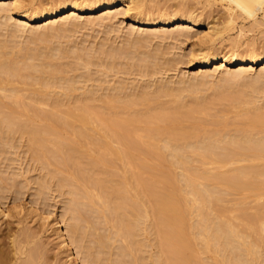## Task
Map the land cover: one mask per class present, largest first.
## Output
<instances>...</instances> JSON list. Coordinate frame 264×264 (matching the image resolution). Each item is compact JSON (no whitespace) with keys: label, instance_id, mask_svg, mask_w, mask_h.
<instances>
[{"label":"bare ground","instance_id":"6f19581e","mask_svg":"<svg viewBox=\"0 0 264 264\" xmlns=\"http://www.w3.org/2000/svg\"><path fill=\"white\" fill-rule=\"evenodd\" d=\"M29 1L0 0V264H45L38 230L50 226L70 264H264V201H257L255 212L243 205L247 194L258 200L264 196L263 105L253 95L239 101L242 106L253 104L240 110L245 122L235 126L238 122L233 121L231 127L225 114L233 106L231 99L243 94H225L220 87L211 96L198 94L202 85L215 83L208 71L191 75L189 82L181 78L177 85L153 79L156 86L150 80L137 85L136 78L128 77L161 74L176 64L166 54L171 50L159 42L191 37L212 8L199 12L184 3L177 10L163 9L156 2L154 10L148 0ZM258 8L259 17L257 11H244L254 18L251 27L263 29L264 3ZM95 11L103 13L87 18V24L110 25L114 31H120L114 18L134 11L129 32L143 25L148 27L146 36L127 34L131 37H124L122 44L107 38L99 46L73 41L69 32L79 29V17ZM227 19L232 23L236 16L229 13ZM35 20L46 22L53 37H64L66 43L59 39L54 44L47 32L49 36L39 33L38 39L27 40H35L31 44L17 39ZM201 35L209 43L191 51L202 55L201 69L238 66L221 76L223 85L264 61V48L237 51L239 36L232 38V54H221L216 41L223 35L217 26L211 24ZM153 36L161 40L156 46ZM63 57L70 59L72 70H83L70 74L67 61H60ZM104 75L112 76L109 83ZM199 75L208 76L200 80ZM256 82H264V67L242 84L264 95ZM167 94L169 101H161ZM223 99H230L226 111L212 112ZM25 142L32 161L46 168L37 181L31 176L35 182L30 180L31 168H23ZM29 189L45 204V214L18 200ZM55 190L65 195L60 218L50 208ZM233 192L242 194L236 195L237 202L232 198L244 207L237 205L240 214L227 206V195ZM31 220L41 226L33 227ZM153 228L158 244L150 241Z\"/></svg>","mask_w":264,"mask_h":264},{"label":"rangeland","instance_id":"374dc122","mask_svg":"<svg viewBox=\"0 0 264 264\" xmlns=\"http://www.w3.org/2000/svg\"><path fill=\"white\" fill-rule=\"evenodd\" d=\"M8 2H9V0H7ZM28 0H25V2H27ZM34 2H39L40 0H33ZM142 1V0H141ZM144 1V0H143ZM147 1V0H146ZM148 1H150V4L153 6V3H155V5L156 6H158V4H159V6L157 7V8H159L160 6H161V4H162V6L160 7V8H163V9H168L169 7V9H175V10H177L178 8H176V7H179L180 5H184V3H186L185 5L187 6V4H189L188 6H190V5H192V6H195L194 8H196L197 7V9H200L199 10V12L200 11H203L204 9H205V11H208L209 9L211 10V8H212V11H210L209 13H210V16H208L207 18H206V20L204 21V22H202L201 24H199V25H197L195 28H193V31L195 32V34H193L191 37H185V36H181V39H179V40H174V39H166V40H164V41H162L163 43H161V42H159V41H161L160 40V38L159 37H152V40L151 41H153V43H155V42H157V39L159 38V40H158V42L160 43H157V44H159V45H163L164 43V48L165 47H167V48H165V49H167V50H171V52H170V54H169V52H167L166 54H168L167 56L168 57H170V56H172V58L174 59H172L173 60V62L174 63H176V64H173L172 63V65H169V68H167L163 73H158L157 75L156 74H154V75H141L140 76V74H138V75H136V74H131V75H128V77H129V80L133 77V79L134 78H136L135 79V81H134V84L136 83L137 85H140L141 83L139 82V81H144V82H146V80L148 81V83H149V80L151 81L152 79L154 80L153 82H156V83H161V82H165V81H167V80H170L171 82H172V84L173 85H177L178 83H179V80L181 79V78H185V79H187V81L189 82L190 81V76L191 75H193V74H197V73H199V72H203V71H208V72H210V74H209V78L210 79H214V81H215V83H217V84H215V83H210L211 81H209V82H207L206 84H204V85H202V87H201V89H202V91L199 93L198 92V94H207V95H209V96H211L210 94H212V95H214L213 94V92H214V90H217V88L218 87H220L219 89H222L223 91H224V93L225 94H228L229 93V95L231 94H236L237 96L239 95L238 94V92L241 94H243V96H241L240 98L238 97V98H236V100L235 99H231V104L233 105V106H231L230 104V106H231V108H230V110H228V112H226V117L227 118H229L228 119V121L230 122L229 124L231 125L232 124V122L233 121H235V122H238V123H235L234 125L236 126V124H240V123H242V122H240V121H243V120H245V117H242L241 115H239V114H241V112H240V110L242 109L243 110V108L242 107H244L245 108V106H247V105H250L249 103L248 104H243V106L240 104V102L239 101H241V100H243V99H246V98H248V96L249 95H253L254 97H256V104L258 105V104H260V105H263V108H264V95H263V93L262 92H257L256 90H254L253 92H251V89H249L248 87H244V86H242V84H245V83H247V82H250L251 80H253L254 79V77H256L257 75H258V72L264 67V61L263 62H260V63H256V64H254L253 65V67L252 66H248V72L246 73V74H244L243 76L241 75V77L240 78H238L235 82L234 81H229L228 83L227 82H225L224 83V85H223V82L224 81H220V78H221V76L224 74V73H226V70L228 69V70H236V68H238V66L237 65H235V64H233V65H231V67L230 66H228V67H219V68H216V66H215V64H213V65H211V66H208L207 67V70H204V69H201L199 66H198V64H199V61H200V56H202L201 54H199V56H194L193 55V53L191 52L192 51V49H193V47L194 48H198L199 46L201 47V46H204V45H207V43H209V42H207V41H205V39H203V38H201L200 36H202L201 34H204V32H206V31H208L209 30V26L212 24V25H214V26H217L219 29H221V32H222V35H223V37L222 38H219V39H217V41H216V45H219L220 46V50H221V54H223V53H225L226 51H227V54H232V49L234 48L232 45V38L233 37H236V36H239L241 39H242V41H241V44L240 45H238V46H236L235 48L237 49V51L238 50H240V51H246V50H252V49H254V50H257V49H263L264 48V34L262 33V30L264 29V25L262 26L263 27V29L262 28H259V27H251V25H252V21L254 20V18H253V16H247V13H246V11H244V9H245V7L246 8H249V10L248 11H250V12H252V13H255V11H257L256 12V14L258 13V12H260V10H259V8H258V5L260 4V3H264V1L263 0H148ZM159 1V2H158ZM29 2H31V0L29 1ZM28 2V3H29ZM156 2L158 3V4H156ZM209 3V4H208ZM147 4L149 5V2H147ZM204 4V5H203ZM155 5L153 6V9H154V7H155ZM164 5V6H163ZM178 5V6H177ZM199 5H201V6H199ZM202 5H203V7H202ZM191 6V7H192ZM204 6H206V7H204ZM209 7V8H208ZM197 9H196V11H197ZM155 10V9H154ZM244 11V12H243ZM247 11V12H248ZM243 12V13H242ZM103 12L102 11H95V13L93 12V13H84V14H82V16H80L79 17V21L78 22H80V24H81V26L80 25H78V27H76V28H79V29H77V31H76V33H75V30L73 29L71 32H69L70 33V35L69 36H71L74 40L73 41H75V42H77V40L79 41V40H81V41H83L84 42V45H88L89 43V45H93V44H97L98 46L101 44V42H103L104 41V39H107L108 38V41H109V43H116V44H122V42H123V40L122 39H124V42H125V38H126V36H128V37H131V36H129V35H127V34H130V35H138L137 37H139V35L140 36H146L145 34H146V30H148V27H144L143 25H142V27H141V25H138V27L136 26L135 27V32L133 31L132 33L131 32H129V27L131 26L130 25V23H131V21H132V19H133V15H134V11L133 12H123V13H119L114 19H116V24H119L120 25V31H119V29L115 32L114 30H110V29H113V28H111V26L109 25H107V26H104V25H99L98 23L97 24H95L94 25V27H93V25L91 26L90 25V23L89 24H87V22H86V19L87 18H91V17H97L98 15H100V14H102ZM133 13V14H132ZM229 13H233L235 16H236V20H235V22L233 21L232 23L231 22H229L228 21V19H227V16L229 15ZM246 13V14H245ZM241 14H245L247 17H245V19H244V17H241L242 15ZM238 15H240V16H238ZM257 16L259 17L260 15H259V13L257 14ZM2 17V18H1ZM0 17V22L3 20V16H1ZM59 18V17H58ZM2 19V20H1ZM217 19H218V21H217ZM13 20L14 21H17L18 22V20H17V17H14L13 18ZM212 22H210V21ZM213 20V21H212ZM215 20V21H214ZM210 22V23H209ZM214 22V23H213ZM46 22H44V21H41V22H38V21H31L30 23H27V27H29L28 28V30H26L25 32H24V34H22V35H20L19 37L17 36L16 38L18 39V38H20V40L22 39V41H23V39H24V41H25V43L24 44H26V43H28V41H30L31 39H38V35L37 34H39V33H48V34H51L52 35V37H53V34H52V32L50 31L51 30V28H49V27H46L45 24ZM85 23V24H84ZM79 24V23H78ZM243 25H245V26H243ZM87 26V27H86ZM91 26V27H90ZM32 27H34V28H32ZM143 27H144V29H143ZM173 27H176V24H173V25H170V27L169 28H172L173 29ZM242 27H243V29H242ZM31 28H32V31H33V33H32V31H30L31 30ZM159 28V27H158ZM166 28V27H165ZM164 28V29H165ZM168 28V29H169ZM163 29V30H164ZM167 29V28H166ZM141 30H144V32L142 33L141 32ZM0 31H1V29H0ZM74 31V32H73ZM3 32L5 33L6 31L5 30H3ZM2 32V33H3ZM51 32V33H50ZM47 33H46V35H47ZM71 33H73V35H71ZM141 33V34H140ZM58 34V33H57ZM143 34V35H142ZM41 35V34H40ZM50 35V36H51ZM133 36V37H136V36ZM1 36V35H0ZM47 36H49V35H47ZM54 36H55V34H54ZM58 35H56V37H57ZM107 36H109V37H107ZM56 37L54 38H52V41H53V43L55 44L56 42H59V39L60 40H63V41H65V43H66V40H64L63 38L64 37H61V36H58V40L56 39ZM60 37V38H59ZM88 37V38H87ZM125 37V38H124ZM128 37H127V39H128ZM39 38H40V36H39ZM86 38H87V40H86ZM110 38H112V39H110ZM115 38V39H114ZM187 38V39H186ZM57 41H56V40ZM70 40H71V38H69ZM83 39H85V40H83ZM28 40V41H27ZM55 40V41H54ZM69 40V41H70ZM119 40V41H118ZM121 40V41H120ZM23 41V42H24ZM27 41V42H26ZM33 41V40H32ZM32 41L31 42H29L30 44L32 43ZM35 41V40H34ZM33 41V42H34ZM38 40H36V42H37ZM72 41V40H71ZM80 41V42H81ZM107 41V40H106ZM117 41V42H116ZM166 41V42H165ZM173 41V42H172ZM174 41L177 43V45H175L176 43H174ZM35 42V43H36ZM41 42V40H39L38 41V45L40 46V45H42V43L41 44H39ZM172 42V43H171ZM28 43V44H29ZM60 43V42H59ZM86 43V44H85ZM112 43V44H113ZM153 43H152V45H153ZM27 44V46H29ZM37 44H34L33 43V46H35V47H38V46H36ZM56 44H58V43H56ZM81 44V43H80ZM83 44V43H82ZM81 44V45H82ZM84 45H82V46H84ZM161 45V46H162ZM170 45V46H169ZM174 45V46H173ZM33 46H31V47H33ZM94 46V45H93ZM154 46H156V43H155V45ZM153 46V47H154ZM161 46H159V47H161ZM162 46V47H163ZM169 46V47H168ZM30 47V48H31ZM101 47V46H100ZM100 47H99V49H100ZM161 47V49H163ZM171 47V48H170ZM34 48V47H33ZM148 48H151V47H148ZM35 49V48H34ZM206 49V48H205ZM246 53V52H245ZM174 55V56H173ZM64 58V59H63ZM60 61H62L63 62V60H65V61H67V63L69 62V58H66V57H63ZM220 58H222V57H220ZM177 59V60H176ZM63 63H65V65H66V62H63ZM69 66V67H68ZM170 66H171V68H170ZM67 67L68 68H70L71 66L69 65V63H68V65H67ZM82 67V66H81ZM95 67V66H94ZM93 67V69H95ZM168 67V66H167ZM231 68V69H230ZM71 69V68H70ZM72 70V69H71ZM83 70V68H79L78 70H76L77 72L78 71H82ZM85 70V69H84ZM76 71H74V70H72L71 72H70V74L71 73H74V72H76ZM97 74H95V73H93L92 75H98L99 73L98 72H96ZM100 76H102L101 74H99ZM119 76H126V75H122V74H118ZM117 75V76H118ZM104 76H106V75H104ZM109 76V75H108ZM136 76V77H135ZM206 76V75H205ZM207 76L206 77H204L203 75H199V79L201 80H204V79H207ZM103 77V76H102ZM110 77H112V76H109L108 78H107V76H106V81L108 82V79H110ZM122 77V78H123ZM104 78V77H103ZM104 79V80H105ZM133 79H131V80H133ZM189 79V80H188ZM218 80V81H217ZM112 81H113V79H112ZM158 81V82H157ZM90 82V81H89ZM107 82H105V83H107ZM138 82H139V84H138ZM143 82V83H144ZM152 82V81H151ZM150 82V83H151ZM153 82L151 83V84H153ZM170 82V83H171ZM175 82V83H174ZM178 82V83H177ZM222 84H221V83ZM109 83V82H108ZM107 83V84H108ZM111 83V82H110ZM142 83V84H143ZM218 83H220L219 84V86H218ZM257 83V82H256ZM155 84V83H154ZM153 84V85H154ZM214 84V85H213ZM256 86H255V88L256 89H258V90H260V88H262V87H264V82H258L257 84H255ZM154 86H156V85H154ZM229 89H231L230 91H229ZM26 91V90H25ZM188 90H186L185 92H184V94H186V92H187ZM242 91V92H241ZM228 92V93H227ZM246 93V94H245ZM250 93H252V94H250ZM187 94H189V93H187ZM187 96V98H188V96L189 95H186ZM185 96V97H186ZM190 97V96H189ZM161 98V101H162V99H163V102H168L169 101V99H170V95H163V96H161L160 97ZM189 99H191V98H188L187 100H189ZM223 100H225V99H223ZM230 99H228V101H229ZM228 101H223V102H221V100H220V102L221 103H218L217 104V108L215 107V108H213V110H211L212 112L213 111H215V109H216V111H218L220 108V110H222L223 109V111L225 110L226 111V109H224L223 107H224V105H225V103H227ZM234 101H235V103H234ZM98 103H101L102 104V102H101V100H98L97 101ZM95 103H96V101H95ZM171 103H172V101H171ZM171 103H169V104H171ZM228 103H230V102H228ZM97 104V103H96ZM100 104V105H101ZM235 104V105H234ZM253 104V103H252ZM251 104V105H252ZM255 104V105H256ZM100 105H98V106H100ZM142 105V104H141ZM141 105H138L139 107L141 106ZM143 105H145V104H143ZM142 105V106H143ZM226 106V105H225ZM241 106V107H240ZM259 106V105H258ZM139 107H136V108H139ZM144 107V106H143ZM143 107H140V108H142L143 109ZM146 107V106H145ZM262 107V106H261ZM139 108V109H140ZM186 108V107H185ZM184 108V109H185ZM226 108V107H225ZM142 109H140V110H142ZM215 111V112H216ZM222 111V112H223ZM219 113H220V111H218ZM240 112V113H239ZM225 113V112H224ZM203 115V114H202ZM203 116H205V115H203ZM207 116H209V115H206L204 118H207ZM210 117V116H209ZM208 117V119H209V121H210V118ZM201 118H203L202 116H201ZM244 118V119H243ZM205 120V119H204ZM231 120V121H230ZM206 121H208L207 119H206ZM208 121V122H209ZM243 122H245V121H243ZM187 123V122H186ZM189 123V122H188ZM234 123V122H233ZM230 125H229V127L228 128H231V127H233V124L231 125V127H230ZM237 125V126H238ZM232 130H233V128H231ZM193 139V138H192ZM18 142H19V140H17ZM17 142V143H18ZM19 145H20V143H18ZM24 145H25V147H24ZM23 145V147L22 146H20V148L19 149H21V147L23 148V149H25V151L27 150V144H26V142H25V144ZM22 150V149H21ZM24 150H22L20 153H21V156H23L24 158H22V160H23V168L26 170V169H28V168H31V170L29 171V175H30V180L32 179V177H33V180H35V181H37V178H39V176L38 175H42V172L44 171L45 172V170H46V168H42L43 166H41V162H38L37 163V161L36 160H34V161H32L33 159H31L32 158V154L31 153H29L30 151H28L27 150V152H23ZM243 163H244V161H242ZM38 165V166H37ZM40 166V167H39ZM176 170L178 171V170H180L179 168H176ZM26 172V171H25ZM27 174H28V172H26ZM59 173V172H58ZM60 174H62V173H60ZM60 174H58V175H60ZM32 176V177H31ZM37 177V178H36ZM55 179H57V177H54ZM33 180H31V181H33ZM35 181H33V182H35ZM57 182V181H56ZM37 183V182H36ZM36 183H32L33 184V186H35L36 187ZM34 187V188H35ZM55 187V186H54ZM33 188V187H32ZM31 188V189H32ZM34 188L32 189V190H34ZM36 189V188H35ZM233 193H235V195L234 194H232V193H229V195H227L230 199H228V201H227V199H225L224 200V203H225V201H227L228 202V204H227V206L229 205L230 206V208L232 209V208H234V210L232 211L234 214H237V213H239V209H237V208H239L240 206H237V205H241L240 204V201H238V204H236L235 202H237L236 200H235V198L238 200V198L237 197H241L242 196V194L241 193H239V194H236V192H233ZM230 194H231V196H230ZM51 195H53V197H52V199H51V202L54 204V205H51V207L50 208H52L53 210H54V216H56V217H58V218H60V216H61V214H63V213H65V210H66V208H65V202H64V200H65V195L64 194H59V192H58V190L56 191H52L51 192ZM236 195H237V197H236ZM226 196V197H227ZM246 196H248V197H246L245 199H246V202L245 203H243V205L245 206V204H246V206L249 208H246V206H245V209H248V211H254V210H256L255 209V207H257L258 206V202H260V200H261V203L260 204H263L262 203V201H264V198H262V197H264V196H261V199L259 198V200H258V198H256V196L254 195V194H247ZM249 196H250V198H249ZM239 197V198H240ZM255 198V200H254V198ZM32 198H36V200H38V201H41L40 203H37L38 201H33V199ZM235 200V202H233L234 200ZM19 201H21L22 202V204L23 205H26L27 207H29V205L31 206H35L36 208H37V210L38 211H40L41 213H43V214H45L46 213V210H45V208L46 207H44V205H42L43 203H42V200H40V197L38 196V195H36V194H32L31 193V190L29 189V191H26L25 192V194L20 198V199H18ZM248 200V201H247ZM230 201H232V202H230ZM258 201V202H257ZM36 202V203H35ZM13 205L14 204V201L12 200V201H10L9 202V205ZM221 204H223V200L221 201ZM233 204H235L236 206H234ZM1 205L3 206V208L6 210L7 208H8V203L7 204H3V203H1ZM225 205H226V203H225ZM257 205V206H256ZM26 206H24V207H26ZM232 206V207H231ZM242 206V205H241ZM260 206V205H259ZM26 207V208H27ZM49 207V206H48ZM243 207V206H242ZM242 207H240V208H242ZM244 208V207H243ZM258 208V207H257ZM243 210V209H242ZM241 210V211H242ZM16 212V211H15ZM255 212V211H254ZM232 213V214H233ZM241 213V212H240ZM239 213V214H240ZM233 214V215H234ZM155 218V217H154ZM152 220H154V219H152ZM32 222V225H33V227H35V228H37L38 229V227H40L41 226V224H39L40 223V221H38V220H31ZM0 223H1V221H0ZM29 224H30V222H29ZM150 236V241H152L154 244H158L157 243V239H158V237H157V234H156V232L154 231V228H153V230H152V234H150L149 235ZM37 242L38 243H42L41 245L43 246L42 248H44V253H43V256H42V261L45 263V264H70V260L68 259V257L66 256L67 254L65 253V251L61 248V246H60V244H59V239L56 237V233H55V230L50 226V227H48V229H46V230H44V231H42V230H38V238H37ZM152 243V244H153ZM44 257V258H43ZM169 260V259H168ZM168 260L166 261V263L168 262ZM170 262V261H169ZM169 264V263H168ZM172 264V263H171Z\"/></svg>","mask_w":264,"mask_h":264}]
</instances>
